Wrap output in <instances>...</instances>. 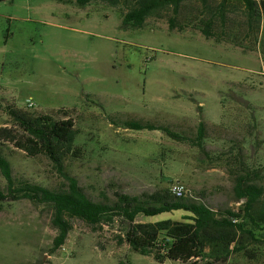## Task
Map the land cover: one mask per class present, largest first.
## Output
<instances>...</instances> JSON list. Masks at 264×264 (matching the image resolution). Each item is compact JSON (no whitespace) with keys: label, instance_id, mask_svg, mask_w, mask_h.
Returning <instances> with one entry per match:
<instances>
[{"label":"rangeland","instance_id":"rangeland-1","mask_svg":"<svg viewBox=\"0 0 264 264\" xmlns=\"http://www.w3.org/2000/svg\"><path fill=\"white\" fill-rule=\"evenodd\" d=\"M216 1H186L177 13L162 7L143 26L127 28L121 18L128 3L0 2V125L8 122L6 102L57 117L67 110L77 148L69 169L94 199L114 190L170 189L180 181L187 196L214 209H236L242 200L234 182L243 171L264 198V31L261 24L247 34L240 10L224 27L214 16ZM209 18L220 39L201 32ZM109 115L169 124L189 135L204 120L203 149L160 130L116 127ZM11 149L15 177L64 187L47 157ZM4 184L0 174V188ZM185 214H140L136 221L181 220ZM71 223L64 249L50 252L51 209L27 199L0 202V264H264V255L249 260L238 252L225 260L206 254L197 263H157L117 244L108 226L93 230L77 218Z\"/></svg>","mask_w":264,"mask_h":264},{"label":"trees","instance_id":"trees-1","mask_svg":"<svg viewBox=\"0 0 264 264\" xmlns=\"http://www.w3.org/2000/svg\"><path fill=\"white\" fill-rule=\"evenodd\" d=\"M10 1V0H0ZM66 2L67 0H57ZM83 6L98 1L108 6H129L122 14L121 26L141 27L146 16L156 9L171 6L177 13L183 2L191 0H74ZM207 5L208 0H196ZM218 0L214 4V16L224 27L240 17L247 26V34L262 24L264 31V0ZM231 14V15H230ZM233 17V18H232ZM213 19L203 21L201 32L206 38H217L211 31ZM170 28L174 23L169 24ZM2 112L8 122L0 125V174L5 184L0 188V202L27 199L45 204L51 209V225L55 229L50 252L60 248L72 228L71 220L80 219L93 230L108 226L114 230L117 244L127 243L133 251L151 256L157 263L167 260L197 263L206 254L216 260H225L233 252L241 253L249 260L264 255V198L261 186L252 183L249 174L240 172L234 182L236 199L242 203L236 208L214 209L187 196H175L170 189H154L139 194L121 190L112 196L92 198L70 171L69 160L77 153L73 148L75 134L74 117L64 110L60 117L42 113L14 103L6 102ZM60 112V110L58 111ZM114 117V118H113ZM109 122L116 127L131 130H160L173 140L189 143L203 149L206 123L199 120L194 135L180 133L169 124L155 123L141 118H121L109 115ZM16 148L27 157H47L58 174L65 180L64 187L51 189L35 184L13 174V166L7 152ZM185 211L181 220L171 218L155 221H136L138 215L155 217L173 211ZM208 249V251H206ZM33 264H44L36 261Z\"/></svg>","mask_w":264,"mask_h":264},{"label":"built area","instance_id":"built-area-1","mask_svg":"<svg viewBox=\"0 0 264 264\" xmlns=\"http://www.w3.org/2000/svg\"><path fill=\"white\" fill-rule=\"evenodd\" d=\"M186 187L184 185V183L180 182V181H176L174 182L171 187H170V191L175 195V196H183L186 194ZM61 249H64V246H61Z\"/></svg>","mask_w":264,"mask_h":264}]
</instances>
